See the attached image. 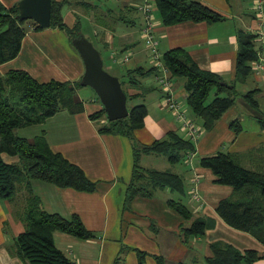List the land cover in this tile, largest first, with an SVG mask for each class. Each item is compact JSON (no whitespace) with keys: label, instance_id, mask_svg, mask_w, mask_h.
Returning <instances> with one entry per match:
<instances>
[{"label":"crops","instance_id":"obj_1","mask_svg":"<svg viewBox=\"0 0 264 264\" xmlns=\"http://www.w3.org/2000/svg\"><path fill=\"white\" fill-rule=\"evenodd\" d=\"M20 1L22 0H0L6 8L18 5ZM103 1L109 3L107 0ZM114 1L118 4L114 7L116 10L111 9V15L116 16L118 21L109 17L107 9L110 8L107 4L104 7L97 6L100 20L86 16L94 28V42L102 58L106 55L112 64L120 66L119 69L124 71L125 68V77L127 71L136 68L154 69L150 76L140 79L139 86L124 85L128 94L143 98L148 109L143 126L134 133V143L128 137L98 131L97 122L92 121L90 115L101 111L102 108L96 105L97 99L94 97L83 100L77 96L80 88L76 90L74 102L83 107L81 113L73 115L67 110L61 111L42 124L18 129L19 132H25L21 138L30 141L44 134L54 152L61 153L68 161L79 166L91 181L101 184L97 185L95 192L85 193L70 188H59L42 181L31 182L34 194L41 199L42 207L47 213L58 214L68 220L73 215H78L85 226L95 234L94 239L84 241L55 232L57 247L76 264H139L134 252L136 250L147 253L144 264H157L155 256H161L165 264H197V253L207 259L212 256L210 246L214 243L232 245L242 253L246 250H255L258 253L264 251V245L250 234L230 227L216 211L222 200L231 199L235 193L240 192L230 186L215 183L216 176L213 172L199 164L201 158L223 151L238 154L241 165L246 169L264 168V155L259 153L264 149L261 148L264 145V126L260 123L264 118V110H261L264 101V18L259 19L256 11V4L260 0H188L209 6L220 13L224 20L212 24L185 22L172 27L164 26L161 18L159 20L152 16L155 0ZM143 2L150 5L153 35L161 53V63L167 71L163 55L169 50L181 48L188 52L202 70L221 77L223 82L232 88L235 87V104L217 121L212 130L206 131L203 121L191 116L186 109V80L173 78L168 71L172 86L170 92L159 86L157 76L162 75L163 71L156 67L146 44L142 45V40L140 41V36L145 38L142 32L145 19L139 10V5ZM229 3H236L237 9ZM70 13V6H65L62 10L65 23L67 14ZM27 30L19 56L0 65L2 76L11 70H24L36 80L39 79V82L57 80L75 84L81 80L85 71L82 61L68 48L67 40L59 33V29L48 28L41 31L28 24ZM242 30L256 35L255 49L259 57L257 63L261 65L259 70L253 69V74L246 80H241L236 73L238 37ZM53 40L63 47L62 51L55 47ZM161 45L162 52L159 48ZM58 57H61L60 60ZM125 57H128L127 61ZM254 90L259 91L256 94L259 102L257 108H253L244 99L245 94ZM223 94L227 95L226 92ZM170 96L178 102V112L185 114L200 131L197 141L194 142L195 152L192 157L191 153L179 164L168 162L174 168L166 166L165 163L162 167L157 166L159 168L151 167L152 163H148L149 166H146V163L141 166L158 171L174 169L173 173L178 174L184 183H189L192 194L189 209L195 218L208 220L209 225L203 235L206 239L192 237L190 241L182 238L181 227L185 221L182 219L183 224L180 216L168 206V200L173 196L170 190L157 191L151 199H134L130 205L131 216H127L129 205L125 204V196L133 173L134 146H146L155 140L167 139L171 132L189 138L183 122L178 120L175 111L169 109L167 97ZM100 118L104 116L101 115ZM234 121L240 126L248 121L257 129L252 133H245L242 125L243 132L235 133L231 127ZM4 156L7 155H3L7 163L18 161L17 158L7 156L5 159ZM151 156H143L140 163H144ZM22 193L27 196L24 190ZM193 193H196L198 198H195ZM24 205V202L17 206L9 200L0 201V264H27L14 256L15 238L26 228L22 218ZM165 214L173 216L176 224L171 225L169 219H164L158 232H150V220L160 223L158 218ZM154 215L159 216L157 220ZM125 223L130 225L132 232L128 239L122 242V246L134 251H130L125 258H118L116 256L123 250L119 238L125 235ZM142 227L145 228V233H141L139 228ZM193 250H196L195 255ZM118 259L120 260L117 262ZM260 261L254 264H259Z\"/></svg>","mask_w":264,"mask_h":264},{"label":"trees","instance_id":"obj_2","mask_svg":"<svg viewBox=\"0 0 264 264\" xmlns=\"http://www.w3.org/2000/svg\"><path fill=\"white\" fill-rule=\"evenodd\" d=\"M83 6L96 11L97 6L86 0H52V17L50 28H57L70 34L73 39L82 35L81 25L77 23L69 28L64 21L62 10L65 6ZM162 23L166 27L176 26L185 22L208 24L223 21L224 17L209 6L188 0H155ZM109 11V12H108ZM109 17L112 10L107 9ZM17 5L6 8L0 2V65L17 58L27 34V25L41 30L33 20H19ZM95 18L99 17V12ZM103 19L101 18V23ZM256 35L247 31L239 32V51L236 61V73L241 80L253 74V64L258 62ZM163 60L173 78H184L187 92V105L195 117L201 119L206 131L214 128L217 121L235 104V87L229 89L222 86V78L202 70L184 49L177 48L167 51ZM154 69L136 68L126 73L127 81L121 82L127 99H135L126 92L125 84L131 87L140 85V79L151 75ZM81 81V80H80ZM77 83L50 80L39 82L24 70H11L6 75L0 74V201L9 200L25 203L22 216L26 228L15 238L14 256L27 264H76L72 262L56 245L54 233L61 232L80 240L95 238L78 215L65 219L58 214H49L43 207L41 199L34 194L32 181H42L59 188H70L79 192L93 193L96 182L91 181L77 165L68 161L61 153L54 152L45 135L35 137L32 141L16 134L20 128L44 123L47 119L61 111L67 110L75 115L81 113L83 107L74 102L76 90L82 88ZM224 92L227 95L223 94ZM258 90L248 92L244 99L253 107H259L256 98ZM128 102V101H127ZM129 117L117 121H109L104 110L90 115L92 121L106 116L107 124L99 128L100 133H112L134 138L148 115L144 104L129 108ZM264 126V118L260 120ZM236 133L242 128L237 121L231 125ZM194 140L169 133L167 139L155 140L150 145L134 146V166L128 201L138 197L151 199L157 191L170 190L184 192L182 178L170 171L146 169L141 166L143 156H164L175 165L182 162L189 154L195 152ZM264 148V145L261 147ZM264 155V149L259 151ZM3 155L17 158L15 163H7ZM264 163V160H263ZM201 167L209 169L216 176L215 183L232 187L241 193L238 201L222 200L216 211L218 215L233 229L246 232L264 245V168L249 170L241 165L238 154L220 151L214 156L199 160ZM23 190L27 196L23 195ZM168 206L185 221L181 233L183 239L203 236L208 227V220L195 218L192 211L174 200H168ZM212 256L207 257V264H254L264 259L255 250L240 252L232 245L214 243L211 246ZM139 264H144L147 253L136 250ZM157 264H165L161 256H155ZM120 259L117 260V262Z\"/></svg>","mask_w":264,"mask_h":264},{"label":"rangeland","instance_id":"obj_3","mask_svg":"<svg viewBox=\"0 0 264 264\" xmlns=\"http://www.w3.org/2000/svg\"><path fill=\"white\" fill-rule=\"evenodd\" d=\"M89 4H93V5H95V6H100V7H104L105 6V4H107L108 6V8H110V9H115L116 10V8H114L118 3H115V1L114 0H107V1H109V3H105V1H103V0H86ZM95 1V3H93ZM230 1H232V0H230ZM230 5H232L233 6V8H236L237 9V6L235 5L236 3H229ZM75 5H77V4H75V3H73V5L72 6H70V10H71V13L70 14H67V26L69 27V28H73L77 23H80V25H81V32H82V34L90 41V42H92L93 43V45L96 47V44H95V42H94V39H95V37L93 36V34H92V32L94 33V28H92L93 26H91V22H90V19L89 18H95V16H96V14H97V10L95 11L94 9H90L89 11H88V9L86 8V7H83V6H75ZM140 14V13H139ZM88 15V17H86ZM152 16H155V17H157L159 20H160V15H159V13H158V11L156 10V7L154 6V4H153V10H152ZM142 18V16H141V14H140V19ZM41 31H42V29H41ZM59 33H61L64 37H65V39L67 40V45H68V48H70V49H72V51H74V53H76V55H78V57L81 59V61H82V65H83V67H84V63H83V60H82V58L80 57V55H79V53L77 52V50L73 47V45H72V42H71V39H70V34L69 33H67L66 31H63V30H60L59 29ZM142 40V41H141ZM157 40H158V38H157ZM140 41H141V44L142 45H145L146 43H144V39H143V37L141 38V36H140ZM53 42H54V44H55V47L59 50V51H62V49H63V47L62 46H60V45H57L56 43H55V40H53ZM97 48V47H96ZM159 48H160V51L162 52L163 51V46L161 45V46H159ZM99 50V49H98ZM149 51V50H148ZM149 54H150V51H149ZM60 58L61 57H58V59L60 60ZM103 59H104V69L108 72V73H110L111 75H113V76H115V77H117L121 82H126L127 81V78L124 76V74H125V68H123V70L124 71H122L121 69H119L120 68V66L119 65H117V64H112L111 63V61L107 58V56L106 55H103ZM127 67V66H126ZM122 68V67H121ZM182 80H185L184 78H181ZM39 80V79H38ZM40 81H46V80H40ZM231 86V85H230ZM123 88V87H122ZM125 88V87H124ZM158 94H159V92H157ZM77 96H79L81 99H85V98H90V97H94V98H96L97 99V104L96 105H98V107H101V108H103V105H102V103L100 102V100H99V98H98V96H97V94L95 93V91L93 90V89H91L90 87H82V88H80L78 91H77ZM141 104H144L145 105V100L143 99V98H135V99H131V100H128V102H127V106L129 107V108H132V107H134V106H137V105H141ZM93 106H95V105H93ZM186 109L190 112V114H191V116H193V117H195L194 116V114L192 113V111H191V109L189 108V107H186ZM261 110L263 111L264 110V101L262 102V106H261ZM264 112V111H263ZM107 117L106 116H104V118H99L97 121H95V122H97V124H96V126H97V128H98V131H99V128H101V127H103L104 125H106L107 124V119H106ZM196 118V117H195ZM243 125V124H242ZM241 125V126H242ZM243 131L245 132V133H252V132H254L257 128L253 125V124H251L250 122H246V123H244V125H243ZM242 131V132H243ZM235 132V131H234ZM241 132V133H242ZM236 133V132H235ZM16 134L19 136V137H22V136H24L25 135V132H19L18 130L16 131ZM237 135V134H236ZM132 139L133 138H130V141H132ZM133 142V141H132ZM134 143V142H133ZM5 157V159H7L8 157L7 156H4ZM146 163V166H149L148 165V163H152V165H151V167H153V166H159V167H162V164L163 163H165L166 164V166H170L171 168H174V166H172V165H170L169 163H168V160H167V158L166 157H164V156H151V158H148V160H145V162L144 163H140L141 165H144ZM245 166H246V164H245ZM159 167H157V168H159ZM170 172H174V169H171V171ZM131 179H132V177H131ZM131 182V181H130ZM101 185L100 183H97L96 184V186L97 185ZM130 185V184H129ZM129 185H128V187H129ZM184 186H185V188H184V192L183 193H178V192H174L173 193V196L171 197V198H169V199H171V200H174V201H177V202H181L182 204H184L185 206H187L188 208H189V204H192V202H191V200H192V194H191V191H190V186H189V183L187 182V181H185V183H184ZM128 188L126 189V196H125V204L129 207L128 208V210H127V216H131L130 214H131V212H132V206H130L131 205V203H132V200L131 201H128L129 199H128ZM159 195V194H158ZM240 198H241V193H235V196H233L232 198H231V200H236V201H238V200H240ZM157 202H159V200H157ZM15 203V205H17V206H19L18 205V203L19 202H14ZM172 210V209H171ZM171 213L173 214V215H175V216H177L173 211H171ZM159 216L158 215H154V218H155V220H157V218H158ZM177 217H179V216H177ZM159 220H160V223L158 222V221H153V220H150L151 222H152V224L150 225V226H148V228L150 227V232H154V233H156V232H158L159 231V229H160V224L162 225L163 223H164V219H169L170 221H171V225H174V224H176V222H175V218L173 217V216H171V215H169V214H165V215H162L161 217H159L158 218ZM179 219H180V221L182 222V218H180L179 217ZM183 223V222H182ZM184 224V223H183ZM128 223H125V227H127L126 228V230H125V235L123 236V237H120L119 238V243H120V245H121V248H123V250L121 251V253H119L116 257H118V258H125V257H127L128 256V253L130 252V251H134V250H131L129 247L128 248H126V247H124V246H122V242H125V240L126 239H128V237H129V235H130V233L132 232V228H130V225H128ZM184 226H186V224H184ZM140 229V231H141V233H145V228L144 227H142V228H139ZM200 237H202L203 239H206V237L205 236H200ZM198 238V237H197ZM193 238H189V240L191 241ZM183 242V241H182ZM196 251V250H195ZM194 250H193V255H195V252ZM135 253H136V251H134ZM198 252V251H197ZM262 256H264V251H261V252H259ZM136 255H137V253H136ZM196 263L197 264H207V262H206V259H205V256L204 255H201V254H199V252L197 253V258H196ZM259 264H264V259L263 260H261L260 262H259Z\"/></svg>","mask_w":264,"mask_h":264},{"label":"water","instance_id":"obj_4","mask_svg":"<svg viewBox=\"0 0 264 264\" xmlns=\"http://www.w3.org/2000/svg\"><path fill=\"white\" fill-rule=\"evenodd\" d=\"M19 20H33L41 29L51 26L52 0H22L17 5ZM84 63V74L80 84L90 87L102 103L108 120L113 122L129 117L127 95L123 91L121 81L104 69V61L100 51L83 34L72 40ZM229 89L232 86L221 83Z\"/></svg>","mask_w":264,"mask_h":264},{"label":"built area","instance_id":"obj_5","mask_svg":"<svg viewBox=\"0 0 264 264\" xmlns=\"http://www.w3.org/2000/svg\"><path fill=\"white\" fill-rule=\"evenodd\" d=\"M139 10L143 13L144 19H145V26L142 32L144 33V36H145L144 39H145L146 47L150 51V54L153 60L156 62V67H158L160 70L163 71L162 75L157 76L158 84L163 90L170 92L171 87H172L171 81L169 79L170 75L168 71L166 70V68L161 63V53L158 51V48H157L158 43L155 40V36L153 35V20L150 15L151 9H150L149 3H145V2L141 3L139 5ZM256 11L259 15V19L264 18V0H260L256 4ZM125 60L127 61L128 57H125ZM260 66L261 65L256 62L253 64V69L259 70ZM167 103H168L169 109L176 112L178 120L183 122L185 129L188 131L189 137L192 140L197 141L200 135V131L197 129L196 126H194L192 122H190L186 118L185 114L181 113L180 111L178 112V108H179L178 102L175 101V99H173L170 96V97H167ZM192 156L193 154L191 155V157ZM193 196L195 198H198V195L196 193H193Z\"/></svg>","mask_w":264,"mask_h":264}]
</instances>
